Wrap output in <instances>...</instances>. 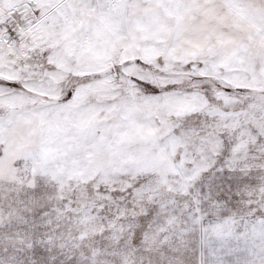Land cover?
Returning a JSON list of instances; mask_svg holds the SVG:
<instances>
[{
    "label": "snow or ice",
    "instance_id": "1",
    "mask_svg": "<svg viewBox=\"0 0 264 264\" xmlns=\"http://www.w3.org/2000/svg\"><path fill=\"white\" fill-rule=\"evenodd\" d=\"M0 264H264V0H0Z\"/></svg>",
    "mask_w": 264,
    "mask_h": 264
}]
</instances>
